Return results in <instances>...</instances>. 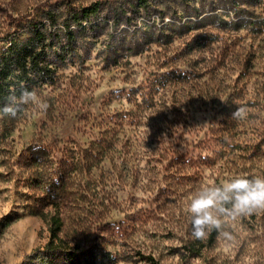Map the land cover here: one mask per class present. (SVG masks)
Masks as SVG:
<instances>
[{"label":"rangeland","instance_id":"rangeland-1","mask_svg":"<svg viewBox=\"0 0 264 264\" xmlns=\"http://www.w3.org/2000/svg\"><path fill=\"white\" fill-rule=\"evenodd\" d=\"M35 23L56 73L48 115L0 119V264H45L29 256L52 216L87 264H264V212L229 221L233 241L193 239L186 212L204 185L264 175V0H0V51Z\"/></svg>","mask_w":264,"mask_h":264},{"label":"clouds","instance_id":"clouds-1","mask_svg":"<svg viewBox=\"0 0 264 264\" xmlns=\"http://www.w3.org/2000/svg\"><path fill=\"white\" fill-rule=\"evenodd\" d=\"M29 107L46 112L49 104L36 88L13 89L0 103V119H15ZM249 114L246 105H238L231 112V119L244 121ZM186 212L193 239L203 240L215 231L218 239L233 241L229 221L264 212V175H236L221 183L204 185L194 192Z\"/></svg>","mask_w":264,"mask_h":264},{"label":"trees","instance_id":"trees-1","mask_svg":"<svg viewBox=\"0 0 264 264\" xmlns=\"http://www.w3.org/2000/svg\"><path fill=\"white\" fill-rule=\"evenodd\" d=\"M99 6V3H94L87 8L73 10V21L79 25V21L87 19L98 10ZM33 26L31 36L21 40L9 39L10 45L0 51V103L4 102L9 92L13 89L18 91L22 87H28L29 89L36 88L37 90H42L43 86H50L54 83L56 72L50 61L47 60L44 52L45 43L42 31L40 30L41 25L35 23ZM67 33L70 35L69 32ZM46 113L48 115L50 113L49 110ZM36 143L33 142L28 148L34 151L37 149ZM40 149H37V151ZM41 150L44 151L43 149ZM18 162L21 166L28 164V166L35 167V172L30 173L26 181L29 186L35 185L39 187L40 178H35L34 175L38 169L40 170V167L44 166L42 161L35 156L29 159L21 155L18 158ZM60 163L61 165L66 164V162L62 161ZM59 175L62 176V174ZM60 176L59 180H50V184L47 187L50 186L52 190L49 191V194L59 192L61 188L59 184ZM43 200L49 201L48 198H44ZM53 201L56 203V196L52 199ZM60 230V221L52 216L49 225V241L45 244L41 255L32 254L29 256V262H31V259L40 257L43 263L46 262L45 264H87L85 258H81L71 251L67 247V244L59 237ZM104 259L107 261L111 260L109 256H106Z\"/></svg>","mask_w":264,"mask_h":264},{"label":"built area","instance_id":"built-area-1","mask_svg":"<svg viewBox=\"0 0 264 264\" xmlns=\"http://www.w3.org/2000/svg\"><path fill=\"white\" fill-rule=\"evenodd\" d=\"M8 42V40H6L5 44Z\"/></svg>","mask_w":264,"mask_h":264}]
</instances>
